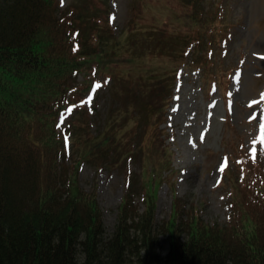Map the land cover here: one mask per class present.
<instances>
[{
	"label": "trees",
	"instance_id": "16d2710c",
	"mask_svg": "<svg viewBox=\"0 0 264 264\" xmlns=\"http://www.w3.org/2000/svg\"><path fill=\"white\" fill-rule=\"evenodd\" d=\"M131 1L135 14L117 32L113 0H0V264H264V165L232 174L230 221L208 222L175 194L160 223L158 191L175 176L141 161L148 150L132 131L138 116L151 117L152 100L169 105L182 67L214 73L234 23L225 1ZM118 64L135 75L117 89L128 110L111 102L94 130L86 95L99 78L110 87ZM88 159L124 176L113 232L96 189L79 184ZM137 160L144 174L133 171Z\"/></svg>",
	"mask_w": 264,
	"mask_h": 264
},
{
	"label": "rangeland",
	"instance_id": "374dc122",
	"mask_svg": "<svg viewBox=\"0 0 264 264\" xmlns=\"http://www.w3.org/2000/svg\"><path fill=\"white\" fill-rule=\"evenodd\" d=\"M70 1L62 0L63 4ZM230 1L236 19L225 60L226 64L234 67L227 93L230 104L225 101L220 87L213 85V89H210V81L204 72H192L183 67L184 73L177 85L167 94L169 105L160 103L156 107L152 100L154 107L151 117L138 116L140 122L135 123L132 130L136 132L135 144L142 141L148 150L141 161H146L157 173L161 172L163 177L170 174L175 176L174 187L163 182L158 191L155 205L160 223L169 220L175 194L190 204H197L208 222L230 221L231 202L235 203L237 199L225 175L227 157L230 163H234L235 159L231 144L241 136L244 144L253 145L255 149L264 152V0ZM136 4L130 0L112 2L113 22L117 32L129 24L137 9ZM166 65L159 63L157 67ZM121 67L120 64L110 67L109 72L114 77L110 87L107 86L108 80L99 78L101 88L96 98L93 94L87 96L86 104L94 102L97 106L92 125L94 130L102 127L106 112H110L108 107L111 102L128 110V97L118 95L117 89H127L126 80L134 79L135 75L122 74ZM216 67L218 65H214ZM144 101L145 97L142 104ZM155 113L157 116L153 117ZM228 120L238 133L227 129ZM161 136L166 142L164 149L159 144ZM169 160H172V171L165 168L164 163ZM92 162V159L82 162L78 170V181L87 190L93 187L96 189L105 224L108 231L113 232L124 198V176L118 170L112 172L97 168ZM131 166L133 171L145 173L138 160L131 163ZM158 181L160 184L159 178ZM138 205L140 210L146 206L142 194ZM166 245L163 242L162 248L165 249Z\"/></svg>",
	"mask_w": 264,
	"mask_h": 264
}]
</instances>
